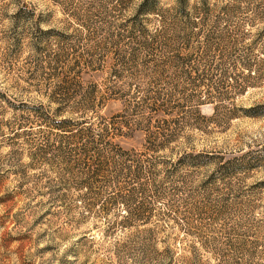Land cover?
Returning a JSON list of instances; mask_svg holds the SVG:
<instances>
[{
    "label": "rangeland",
    "instance_id": "obj_1",
    "mask_svg": "<svg viewBox=\"0 0 264 264\" xmlns=\"http://www.w3.org/2000/svg\"><path fill=\"white\" fill-rule=\"evenodd\" d=\"M207 3L117 78L125 4L0 0V264H264V0Z\"/></svg>",
    "mask_w": 264,
    "mask_h": 264
},
{
    "label": "trees",
    "instance_id": "obj_2",
    "mask_svg": "<svg viewBox=\"0 0 264 264\" xmlns=\"http://www.w3.org/2000/svg\"><path fill=\"white\" fill-rule=\"evenodd\" d=\"M116 1H119L120 4H125L129 8L128 10H132L131 12L132 15L131 18L129 19V23L132 26V28H130L131 30L129 31L128 36L131 39H133L134 40L133 43H135V46L132 48L131 51H129L130 52L129 58L123 57L121 60L122 66L120 67V69L117 68L113 70V75L117 78L123 77L124 73L127 70L125 66L129 64V59L134 63H136V61L139 60L138 53L140 52V50L147 49L149 44L151 45V43L155 42L158 38H160L164 34L165 22L166 19H168L167 15H170V19L173 21L174 25L181 24L184 26V30H185L186 28H192L194 26V21L192 20L193 13H195L194 15H196L197 17L198 14L209 13L210 10V8L208 7L207 0H201L202 6L200 8L194 7L192 8V10L188 8L189 0H174V4L170 8L164 10L162 8L157 7L158 0H143L142 2L137 4L133 3L134 0H116ZM230 3L231 2H229L224 7V9H228ZM149 15L155 16V19L156 17L159 18L157 21L158 25L157 26L155 25L156 27L154 26L153 28H151L152 25H149L151 21L154 20ZM73 16H77V15H72V17ZM52 32L54 31L51 30L45 31L42 29H37L35 31L36 36H38L39 40L43 39V37H45V34ZM59 36H65V35L59 34ZM148 60L149 59L143 62H147ZM181 61L182 59L181 57H179L178 60L175 61V65H176L175 67L183 68L184 66H186V65L183 66V63ZM169 62L172 64L174 61L168 59L165 61V64L167 65L169 64ZM248 63H243L242 65L243 68H247L250 71L252 65ZM158 67H159L158 64L155 65V68ZM186 78L188 80L191 79V75L187 71H186ZM243 89L244 88L241 87V89L239 90L242 91ZM68 90L69 87H66V94H68ZM134 91L135 92L133 96L139 98L140 95L142 94L141 87L135 85ZM146 96L147 94L144 93L143 96H141V98ZM211 98L212 97L208 94L202 95L199 97V100H197V104H199V102L210 100ZM91 100H92V96L90 92L87 95L83 96L81 102L79 100L80 105H82L81 107L84 109L85 115L88 114L91 110H93V107H95L94 103H91ZM64 102L65 105H68L70 102L69 98L65 99ZM41 106L42 105L36 106L35 110L41 111L42 110ZM55 127L62 131L73 132L75 130L76 133L85 132L87 135L90 134L92 135L93 133H95V131L103 132L105 128L101 125V123H96V121L91 122V118H87V117L82 122L73 121L72 118H63L60 121H57V123H55ZM176 139H177L176 137H173V139L172 138L169 140L167 139L166 142H172V140H176Z\"/></svg>",
    "mask_w": 264,
    "mask_h": 264
}]
</instances>
